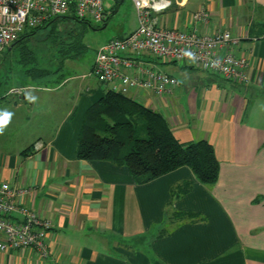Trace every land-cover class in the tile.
Here are the masks:
<instances>
[{"label": "crops", "instance_id": "0c3cea01", "mask_svg": "<svg viewBox=\"0 0 264 264\" xmlns=\"http://www.w3.org/2000/svg\"><path fill=\"white\" fill-rule=\"evenodd\" d=\"M167 1L159 26L240 39L233 53L247 61L249 83L141 56L138 68L180 85L161 99L139 90L127 97L162 114L179 143L212 145L218 181L205 186L182 167L138 184L125 167L77 158L85 113L109 91L89 77L96 51L59 85L32 83L0 95V111L14 113L0 135V183L28 190L21 203L52 224L46 258L8 250L0 264H264V0ZM201 9L211 19L196 26ZM46 78L48 85L58 80Z\"/></svg>", "mask_w": 264, "mask_h": 264}, {"label": "built area", "instance_id": "2783aa9c", "mask_svg": "<svg viewBox=\"0 0 264 264\" xmlns=\"http://www.w3.org/2000/svg\"><path fill=\"white\" fill-rule=\"evenodd\" d=\"M107 0H0V54L6 53L27 30L39 28L57 18L73 17L79 21L101 23L105 20ZM136 11L138 27L124 38L103 45L96 54L89 76L109 91L129 96L145 91L155 99L165 97L179 81L155 69H141L135 58L147 56L164 64L191 62L200 70L218 74L244 85L249 83L247 61L233 53L240 39L230 32L202 35L198 27L180 31L158 25L157 15L171 4L167 0H130ZM210 13L201 9L193 23L207 25ZM190 53L191 55H185ZM43 147L38 143L35 150ZM29 193L7 183H0V252L34 250L49 255V220L21 203ZM22 219L18 220L16 216Z\"/></svg>", "mask_w": 264, "mask_h": 264}, {"label": "trees", "instance_id": "16d2710c", "mask_svg": "<svg viewBox=\"0 0 264 264\" xmlns=\"http://www.w3.org/2000/svg\"><path fill=\"white\" fill-rule=\"evenodd\" d=\"M62 20L92 27L89 22L73 17L57 18L39 28L25 31L6 53L38 30L52 28L56 32L57 26L53 24ZM67 35L70 41L61 50L66 58L71 56L76 60L87 52V47L82 34L70 28ZM58 80L60 83L64 77L60 76ZM77 158L125 167L138 184L149 183L182 167L191 169L196 179L205 186H214L219 178V162L212 145L207 141L188 145L179 143L162 114L113 91H108L85 113ZM189 189L190 184H186L182 193Z\"/></svg>", "mask_w": 264, "mask_h": 264}, {"label": "rangeland", "instance_id": "374dc122", "mask_svg": "<svg viewBox=\"0 0 264 264\" xmlns=\"http://www.w3.org/2000/svg\"><path fill=\"white\" fill-rule=\"evenodd\" d=\"M105 10L108 15L107 26L105 22H91L92 27L87 25L83 27L62 20L53 24L57 26L56 32L52 28L38 30L35 35L26 38L12 51L0 54V95L32 83L40 86L59 85L61 83L59 80L48 85L46 77L63 76L64 80L71 77L74 74V64L81 69L87 66L96 51L98 52L112 39L121 37L122 33L130 31L137 21L136 11L130 0L121 1L119 11L115 15H113L116 10L115 1L107 0ZM70 28L75 33L82 34L83 42L88 48L84 57L81 56L76 60L71 56L66 58L67 55L61 50L63 46H68L70 39L67 32ZM96 28L98 31L95 32ZM79 59L81 63H78Z\"/></svg>", "mask_w": 264, "mask_h": 264}, {"label": "clouds", "instance_id": "9594fccd", "mask_svg": "<svg viewBox=\"0 0 264 264\" xmlns=\"http://www.w3.org/2000/svg\"><path fill=\"white\" fill-rule=\"evenodd\" d=\"M185 55H191L190 53H185ZM31 102H35L37 97L35 96H28L27 97ZM14 113L8 111L7 109L0 111V135H3L9 125L11 124L12 117Z\"/></svg>", "mask_w": 264, "mask_h": 264}, {"label": "water", "instance_id": "95a60500", "mask_svg": "<svg viewBox=\"0 0 264 264\" xmlns=\"http://www.w3.org/2000/svg\"><path fill=\"white\" fill-rule=\"evenodd\" d=\"M115 1V3H116V10H115V12L113 13V15H115L118 11H119V7H120V2L121 1H124V0H114ZM106 23V22H105ZM106 26H107V23H106ZM105 26V27H106Z\"/></svg>", "mask_w": 264, "mask_h": 264}]
</instances>
